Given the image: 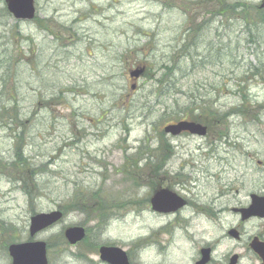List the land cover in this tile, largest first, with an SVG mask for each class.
Masks as SVG:
<instances>
[{"label": "rangeland", "instance_id": "obj_1", "mask_svg": "<svg viewBox=\"0 0 264 264\" xmlns=\"http://www.w3.org/2000/svg\"><path fill=\"white\" fill-rule=\"evenodd\" d=\"M35 1L32 21L0 11V45L31 62L20 76L0 68L10 81L0 102L13 100L0 113V264H11V244L35 240L46 242L48 264H108L101 245L123 248L131 264H166L172 231L181 248L173 243L167 261L187 264L174 217L152 212L154 190L188 199L184 216L198 211V247L237 220L219 214L222 204L264 195L262 0ZM137 69L144 74L131 78ZM185 118L209 132H164ZM15 134L28 142L25 166L12 164ZM57 210L63 218L31 238V217ZM71 226L86 231L75 245L64 236ZM225 242L221 253L242 250Z\"/></svg>", "mask_w": 264, "mask_h": 264}, {"label": "water", "instance_id": "obj_2", "mask_svg": "<svg viewBox=\"0 0 264 264\" xmlns=\"http://www.w3.org/2000/svg\"><path fill=\"white\" fill-rule=\"evenodd\" d=\"M4 2L8 11L17 20H33L36 16L35 0H4ZM261 7L264 8V0ZM143 72L144 69H137L131 72V76L138 78ZM164 130L173 136H177L182 132L204 136L207 133V126L194 121L182 120L168 124ZM151 202L152 208L156 211L173 212L183 207L186 200L170 189L162 188L154 194ZM239 211L243 213L245 218L253 215L264 217V196H252L250 207ZM62 218L63 213L60 210L33 215L30 223V236L34 237L37 233L53 226ZM65 236L69 243L74 245L85 238L86 231L83 227L71 226L65 230ZM255 248L261 252L264 258V247L255 243ZM8 250L12 258L11 264H48L47 244L45 241L35 240L11 244ZM206 250H204V253L208 252ZM100 258L108 264H130L127 252L117 246H102L100 248Z\"/></svg>", "mask_w": 264, "mask_h": 264}, {"label": "flooded vegetation", "instance_id": "obj_3", "mask_svg": "<svg viewBox=\"0 0 264 264\" xmlns=\"http://www.w3.org/2000/svg\"><path fill=\"white\" fill-rule=\"evenodd\" d=\"M209 131H207L208 133ZM259 164H262L261 161H259ZM242 180V179H241ZM245 180V179H243ZM159 187H162L161 185ZM158 187V188H159ZM155 191V190H154ZM255 192L249 194V202H242L237 207H232L231 209H228V206L225 204H222L221 208L219 209V214L226 213L228 210L232 211V213L236 216L237 220H235L234 224H232L229 228H224V231L222 234L217 238H211L210 240L203 242V244L198 247V233H197V222L196 217L198 214V211L195 209L193 212H196L197 214L193 215L191 217L184 216L181 214L186 208L190 201L187 199V204L185 207L173 211V212H158L155 210H152L154 214H156L157 217L163 216L164 218L173 216L174 220L171 223H168L169 225H178L180 229L184 232L182 233L179 238H182L184 241L188 243L189 248V254L187 255V264H244L245 259H249L251 261V264H264V258L261 255V252H259L255 248V243L261 245L264 247V228L260 233L257 234H247L246 232V226L248 223L253 222L254 220H261L264 222V217H259L256 215L250 216L245 218L242 212H240V209H246L252 204V196H254ZM151 202V198H150ZM248 206V207H247ZM202 212L204 210H201ZM184 218V220L188 219L186 223L183 226H180L179 223L180 218ZM264 225V224H261ZM221 227V224H219ZM167 225L164 224L162 226L163 229H166ZM193 229V230H192ZM173 236H175V232L172 231L171 233ZM173 236L170 239V242L168 243V249L164 252V260H166V264H171V262H168L167 259H169L170 256V250L173 248V243L176 247L181 248V246L176 245L175 241L173 240ZM182 236V237H181ZM226 239H230L233 241L234 246L242 245V250L240 252H237L235 250L231 251L228 250L225 253H221V251H224L227 248L223 245V242L226 243ZM207 249V250H206ZM204 250L208 251L207 253H204ZM220 250V252H219ZM206 254V255H205ZM204 262L202 263V261ZM162 264H165L164 262Z\"/></svg>", "mask_w": 264, "mask_h": 264}, {"label": "trees", "instance_id": "obj_4", "mask_svg": "<svg viewBox=\"0 0 264 264\" xmlns=\"http://www.w3.org/2000/svg\"><path fill=\"white\" fill-rule=\"evenodd\" d=\"M2 12L3 17L5 18L6 16H12L11 13L8 11L7 7L5 6L3 9L0 10ZM258 13L261 17V20L264 21V13H263V9L258 8ZM17 22L20 23V21L17 20ZM16 24V26H18V24ZM19 30V29H18ZM17 36L19 39V43H21L25 37L19 32L17 31ZM0 45V55L4 56V61L3 64L0 65V68L3 67L6 69V74L9 75L10 72L12 71H16V74L18 76H20L19 74V70L20 68H25L27 66L31 65V62H27L26 58H25V53L23 51H19L20 55L16 56V58H14V51L10 49V44L9 42L7 44H4L3 48ZM162 70L164 71V75L168 76V75H173L175 68H174V64L173 62H168V63H164L161 65ZM252 71L255 72H259L262 71L260 70L258 67H254L251 69ZM178 71V68H177ZM176 71V73H177ZM264 71V69H263ZM173 72V73H172ZM0 80L3 81L4 85L2 87H0V96L3 95L4 93V88L7 86V83L9 84V80H7L5 77H0ZM19 80H17L16 82H18ZM10 86V85H9ZM11 88V87H10ZM244 99V96H242V100ZM13 100H10V103H5V102H0V113L2 111L4 112H8L10 110L9 107L12 104ZM17 114L18 116H20V113L17 110ZM187 119V118H185ZM191 120V119H189ZM193 121H197V118H193ZM200 122V121H197ZM28 145V142L25 143L24 137L21 134H15L14 135V161L12 162V164L16 167H18V160L25 166V163L27 161V158L25 157L24 154V146L26 147ZM7 164L5 163L2 159H0V167L3 168L2 165Z\"/></svg>", "mask_w": 264, "mask_h": 264}, {"label": "bare ground", "instance_id": "obj_5", "mask_svg": "<svg viewBox=\"0 0 264 264\" xmlns=\"http://www.w3.org/2000/svg\"><path fill=\"white\" fill-rule=\"evenodd\" d=\"M152 248V247H151Z\"/></svg>", "mask_w": 264, "mask_h": 264}]
</instances>
